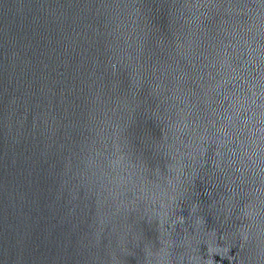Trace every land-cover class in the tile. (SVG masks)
Wrapping results in <instances>:
<instances>
[{
  "label": "water",
  "instance_id": "obj_1",
  "mask_svg": "<svg viewBox=\"0 0 264 264\" xmlns=\"http://www.w3.org/2000/svg\"><path fill=\"white\" fill-rule=\"evenodd\" d=\"M0 264H264V0H0Z\"/></svg>",
  "mask_w": 264,
  "mask_h": 264
}]
</instances>
